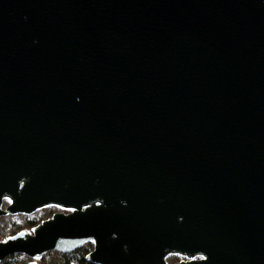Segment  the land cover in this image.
I'll list each match as a JSON object with an SVG mask.
<instances>
[{"label":"water","instance_id":"1","mask_svg":"<svg viewBox=\"0 0 264 264\" xmlns=\"http://www.w3.org/2000/svg\"><path fill=\"white\" fill-rule=\"evenodd\" d=\"M49 207L0 264H264V0H0V220Z\"/></svg>","mask_w":264,"mask_h":264},{"label":"trees","instance_id":"2","mask_svg":"<svg viewBox=\"0 0 264 264\" xmlns=\"http://www.w3.org/2000/svg\"><path fill=\"white\" fill-rule=\"evenodd\" d=\"M44 219L40 217H28L26 219L25 225L22 228H19L17 234L23 230L31 231L36 226L40 225ZM93 251V244L89 243L83 246L82 248L72 252V253H51L49 255L58 256L55 263H51L47 260V257L44 258L40 264H94L87 260V256ZM173 258H178V256H173ZM33 260L25 255L19 254L7 258L2 264H32ZM181 262V261H180ZM176 264V263H175Z\"/></svg>","mask_w":264,"mask_h":264},{"label":"rangeland","instance_id":"3","mask_svg":"<svg viewBox=\"0 0 264 264\" xmlns=\"http://www.w3.org/2000/svg\"><path fill=\"white\" fill-rule=\"evenodd\" d=\"M8 202H6V207L8 206ZM61 212L60 209L55 207H49L43 210L38 211L37 213L31 215V216H25V215H9L2 217L0 220V237H11L16 234L17 230L19 228L24 227L26 219L28 217L32 218L34 216L40 217L42 219L47 220L50 217L54 216L56 213ZM58 253V252H53ZM51 254V253H50ZM47 257V260L51 263H55L56 259H58L56 255H47L44 258Z\"/></svg>","mask_w":264,"mask_h":264}]
</instances>
